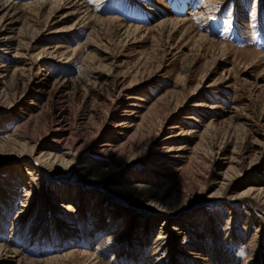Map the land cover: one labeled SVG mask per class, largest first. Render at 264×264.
Instances as JSON below:
<instances>
[{
  "label": "rangeland",
  "instance_id": "obj_1",
  "mask_svg": "<svg viewBox=\"0 0 264 264\" xmlns=\"http://www.w3.org/2000/svg\"><path fill=\"white\" fill-rule=\"evenodd\" d=\"M4 1L0 264H264V0Z\"/></svg>",
  "mask_w": 264,
  "mask_h": 264
},
{
  "label": "bare ground",
  "instance_id": "obj_2",
  "mask_svg": "<svg viewBox=\"0 0 264 264\" xmlns=\"http://www.w3.org/2000/svg\"><path fill=\"white\" fill-rule=\"evenodd\" d=\"M75 2V1H74ZM76 4V3H75ZM78 4V3H77ZM12 6H14L13 5V3L11 2V1H2V2H0V12L1 11H3V10H8V9H11L12 8ZM16 6V5H15ZM17 7V6H16ZM80 7V6H79ZM78 7V8H79ZM81 8V7H80ZM83 8V7H82ZM94 9V8H93ZM94 14V13H93ZM91 16V15H90ZM104 18V17H103ZM106 19V18H105ZM116 19V18H115ZM183 18H181L180 20H182ZM111 20V19H110ZM13 21V20H12ZM167 22V21H166ZM189 22V21H188ZM11 23V22H10ZM191 24V23H190ZM124 26V25H123ZM126 27V26H125ZM135 27V26H134ZM126 28H128V27H126ZM6 42V43H5ZM10 42V36H8V35H6V33L5 32H3V27L1 26L0 27V45H8L7 43H9ZM220 45V44H219ZM7 47V46H6ZM259 52V51H258ZM220 54V53H219ZM250 54H252L251 52H250ZM251 56V55H250ZM262 59H264V56L262 55ZM261 59V60H262ZM257 61V60H256ZM4 64V63H3ZM262 64V63H261ZM14 102V100H12L11 102H10V104H12ZM175 126H173V125H171L170 126V128H174ZM59 128V127H58ZM56 131H57V129H56ZM58 131H59V129H58ZM167 136V135H166ZM20 137V136H19ZM171 138V137H170ZM13 139V138H12ZM16 139V138H15ZM166 139V138H165ZM13 143V142H12ZM23 143H19V144H14V151L15 152H13V153H9L10 155H14V157L15 158H17V159H20V160H23L24 158H25V156H26V154L25 153H27L24 149H23ZM65 145V144H64ZM69 145V144H68ZM39 147L40 148V145L38 144V143H36V144H34L33 146H32V148L31 149H29V152L31 153L32 152V154L34 153V152H36L35 151V148L36 147ZM65 147V146H64ZM162 148V147H161ZM73 149V148H72ZM163 149V148H162ZM72 151V150H71ZM71 151L69 150V151H67V152H64V155H65V157H62V158H59L56 154H52L50 151H48L47 150V148L46 149H44V150H42V149H40L39 150V152H38V156L36 157V159L41 163V165H43L42 163L43 162H45L46 164L47 163H49V164H51V163H54V161H55V163L56 162H59L58 164H61V163H63V166H65L66 168L67 167H69V166H71L72 164H73V160H74V158H75V154L72 152L71 153ZM97 151V150H96ZM98 151H100V150H98ZM102 152V151H101ZM151 152V151H150ZM152 153H154V152H152ZM158 155V154H157ZM2 158H4V157H2V156H0V159H2ZM152 162V161H151ZM62 165V164H61ZM161 165V164H160ZM158 166V165H157ZM163 167V166H162ZM79 169H80V173H85V172H87L88 171V166H86V165H79ZM150 169V168H149ZM35 171H37V169H35V168H32V171H28V170H26V172L28 173V174H30V176H33L34 175V172ZM154 172H155V170H154ZM155 176V175H154ZM91 177H92V173L91 174H89L88 175V179H91ZM150 178V177H149ZM139 186H137V188H138ZM117 189L116 190H119L118 188L119 187H116ZM261 188V187H260ZM263 189V188H262ZM130 190V189H129ZM257 190V189H256ZM255 190V191H256ZM258 190H259V188H258ZM250 191V190H249ZM254 191V190H253ZM30 192H31V189L30 190H28V195H30ZM259 192V191H258ZM263 192H264V190H263ZM262 192V193H263ZM260 194V193H259ZM257 195H258V193H257ZM241 200V199H240ZM264 203V202H263ZM58 205V207H62V208H67V209H71V207H70V205L69 204H65V203H59V204H57ZM74 209V208H73ZM73 211H75V210H73ZM170 213H171V211H170ZM185 214V213H184ZM171 227V226H170ZM171 229V228H170ZM165 239V238H164ZM163 240V239H162ZM7 246L6 245H4V246H2V245H0V249H5Z\"/></svg>",
  "mask_w": 264,
  "mask_h": 264
}]
</instances>
